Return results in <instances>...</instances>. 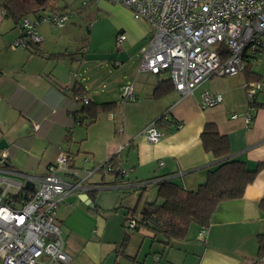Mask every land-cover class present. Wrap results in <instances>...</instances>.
<instances>
[{"label": "crops", "instance_id": "crops-1", "mask_svg": "<svg viewBox=\"0 0 264 264\" xmlns=\"http://www.w3.org/2000/svg\"><path fill=\"white\" fill-rule=\"evenodd\" d=\"M64 1L57 3L63 11ZM93 5L116 35L124 33L122 47L112 36L100 48L71 24L55 29L42 23L39 43L12 49L16 25L0 9V140L6 143L0 177L7 178L0 187L30 194L35 182L29 177L43 176L61 151L71 153L70 167L82 171L113 157L115 169H127L126 176L96 171L83 182L86 188L67 196L56 211L70 257L66 264H264L258 244L264 233V48L257 64L236 75L211 77L188 96L173 88L156 97L165 75L137 71L149 24L107 0ZM64 51L71 54L68 59L48 58ZM128 82L135 100L124 102L120 95ZM74 87L91 103L114 105L90 122ZM203 90L221 94V102L201 108ZM248 113L253 117L247 124ZM159 119L163 137L151 144L141 132ZM208 122L227 137L228 158L257 170L255 177L242 197L216 205L207 227L192 224L183 240L165 244L143 215L148 204L163 202L156 196L160 180L195 191L216 167L220 159L200 140ZM131 218L136 226L128 228Z\"/></svg>", "mask_w": 264, "mask_h": 264}, {"label": "built area", "instance_id": "built-area-1", "mask_svg": "<svg viewBox=\"0 0 264 264\" xmlns=\"http://www.w3.org/2000/svg\"><path fill=\"white\" fill-rule=\"evenodd\" d=\"M95 1L83 0L81 5ZM107 1L126 8L134 19L149 24L150 35L139 50L137 71L165 75L181 97L191 95L211 77L236 75L247 66L257 64L264 48V0ZM69 16L65 10H42L24 16L16 26L18 36L10 47L28 48L39 43L40 24L62 28ZM125 39L124 33H118L117 47H122ZM252 96L253 90L248 89V97ZM200 97L201 108L222 100L221 94L208 90H203ZM77 98L83 104L89 102L86 96L77 95ZM120 98L124 102L135 100L130 82L122 86ZM252 117L250 113L246 115L247 124ZM141 133L151 144L163 137L155 121ZM71 159V153L61 151L47 165L43 176L29 177L35 185L28 198L23 193L9 194L6 187H0V264H66L70 260L64 252L60 228L54 221L56 211L67 196L86 188L83 182L91 174L113 170L111 162L106 160L82 171L70 167ZM0 164L6 165L3 152ZM116 171L121 176L128 174L122 167ZM1 181L7 182V178L0 177ZM14 183L19 189L20 183ZM135 226L136 221L129 219L128 228ZM205 232L201 228L199 236Z\"/></svg>", "mask_w": 264, "mask_h": 264}, {"label": "trees", "instance_id": "trees-1", "mask_svg": "<svg viewBox=\"0 0 264 264\" xmlns=\"http://www.w3.org/2000/svg\"><path fill=\"white\" fill-rule=\"evenodd\" d=\"M60 0H0V9L4 16L10 18L17 26L19 21L27 15L42 10L59 11L57 3ZM85 41V39L83 40ZM84 48V47H83ZM82 54V53H81ZM66 51L48 56L55 60L68 59ZM247 66L245 70L249 69ZM253 74V73H252ZM74 95L83 96L81 89L74 87ZM173 85L165 77L154 89V96L159 97L165 92L172 91ZM113 103L83 104L82 111L91 119L97 118L100 112L112 108ZM161 119L155 121L158 123ZM200 140L205 151L210 152L214 158L220 159L216 167L207 173L206 181L197 190L188 191L169 180L162 179L158 182L157 198L163 200L160 205L155 203L147 205V212L143 215L146 222L151 223L157 235L162 237V242L170 244L183 240L190 225L207 227L216 205L223 200L242 197L245 187L252 182L256 171H250L245 164L238 160L228 158L229 149L227 137L219 133L214 123H205L200 133ZM113 165L114 159H108ZM258 165V167H260ZM116 167L113 168L115 173ZM22 196V194H19ZM28 198L29 194H23ZM259 254H264V233L258 235Z\"/></svg>", "mask_w": 264, "mask_h": 264}, {"label": "rangeland", "instance_id": "rangeland-1", "mask_svg": "<svg viewBox=\"0 0 264 264\" xmlns=\"http://www.w3.org/2000/svg\"><path fill=\"white\" fill-rule=\"evenodd\" d=\"M83 0H66L68 8L65 9L70 14L67 25L74 26L80 32L86 33L88 39L93 41L96 47H106L109 44L110 37L112 41L116 37V27L105 17L103 10H97L93 2H88L84 6L81 5ZM105 18V19H103ZM93 21H96L93 26ZM74 22V24L72 23ZM90 24V25H89ZM91 28L89 34L87 29ZM194 232H190L188 236H193Z\"/></svg>", "mask_w": 264, "mask_h": 264}, {"label": "water", "instance_id": "water-1", "mask_svg": "<svg viewBox=\"0 0 264 264\" xmlns=\"http://www.w3.org/2000/svg\"><path fill=\"white\" fill-rule=\"evenodd\" d=\"M6 146V143L4 140H0V149H3Z\"/></svg>", "mask_w": 264, "mask_h": 264}]
</instances>
